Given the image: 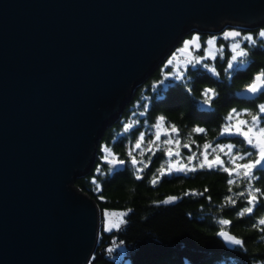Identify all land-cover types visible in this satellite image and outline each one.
<instances>
[{"label": "water", "instance_id": "water-1", "mask_svg": "<svg viewBox=\"0 0 264 264\" xmlns=\"http://www.w3.org/2000/svg\"><path fill=\"white\" fill-rule=\"evenodd\" d=\"M264 27V0H0V264H91L73 183L185 36Z\"/></svg>", "mask_w": 264, "mask_h": 264}, {"label": "trees", "instance_id": "trees-1", "mask_svg": "<svg viewBox=\"0 0 264 264\" xmlns=\"http://www.w3.org/2000/svg\"><path fill=\"white\" fill-rule=\"evenodd\" d=\"M231 30L241 32V37L231 38L232 43L249 34L256 39L255 45L246 40L240 43L248 51L243 67L226 71L231 52L229 41L221 34L217 35L216 43L218 47L223 46L221 54L211 63L217 75L204 68L203 64H196L186 67L182 79L163 78V70L170 71L163 61L144 83L131 91L130 100L119 120L104 132L93 165L74 180L73 185L96 204L100 218L105 210L125 213L123 219L126 223L119 229L99 230L91 264H121V261L130 264H264V225L253 228V224L264 217V198L259 200L253 213L237 216L247 206L246 196L237 195L244 191L247 181L234 177L238 183L229 185L228 173L219 169L197 168L187 174L174 172L163 175L158 183H151L154 176L160 175L159 169L169 167L170 159L173 163L182 160L184 164L196 167L202 159L200 153L205 151L202 148L205 142L212 145L207 150L209 155H213L216 144H232L235 151L241 153L253 151L243 143L242 137L222 136L220 130L226 123L225 116L232 109L242 113L240 117L250 119L248 112L255 113L257 106L264 104V91L250 93L245 98L248 93L245 86L254 74L264 69V39L258 36L259 29L247 31L231 26L220 33ZM196 34L200 44L197 53L203 56L206 39L212 34ZM191 36H185L177 47ZM210 62L203 61L204 64ZM209 88L216 94L210 105H203V92ZM159 116L165 117V128L174 124L179 129V133L169 132L170 146L162 141L151 146L148 144L149 140H155L156 129L151 126ZM125 124H132V127L125 131ZM194 127H202L206 131L193 133ZM141 132L145 137L141 146L136 148V139ZM167 138L161 135V139ZM177 139L179 144L175 143ZM186 143L188 148L183 147ZM167 147L172 149L173 156L165 154ZM106 148L112 155L107 156ZM194 152L196 157L190 162L188 157ZM113 155L124 160L125 164L110 165L108 160ZM133 157L138 161L135 166ZM221 158L225 160L223 155ZM255 175L259 179L253 181V186L264 190V169H258ZM137 176L141 178L137 179ZM185 192L189 194L184 195ZM169 196L179 199L167 204L158 203ZM229 196L236 200L234 205L225 200ZM221 219L231 223L221 225ZM222 227L241 238L243 246L227 244L217 235ZM121 247L122 251L119 250Z\"/></svg>", "mask_w": 264, "mask_h": 264}, {"label": "snow or ice", "instance_id": "snow-or-ice-1", "mask_svg": "<svg viewBox=\"0 0 264 264\" xmlns=\"http://www.w3.org/2000/svg\"><path fill=\"white\" fill-rule=\"evenodd\" d=\"M223 36L225 38H235V37H241V32L236 30L226 31L223 33ZM258 36L261 38H264V28H262ZM244 40L248 41L250 45L256 44V39L253 35L249 34L247 36L243 37ZM216 40V37H210L206 43L208 45H213ZM193 47H199V37L194 35L191 37L190 40H185L183 42V47L179 51H186L188 50L189 46ZM223 47V46H221ZM233 54L228 60V67L226 71L229 69L233 70H239L241 67H243L246 64V60L244 59L248 55V51L240 46V41L237 40L235 43L230 45ZM205 52L207 55H214L213 53H210L208 49H205ZM175 55V53L173 54ZM204 59V57L201 56H194L191 60L188 61V63L193 64H199ZM168 64H172V59L170 58L167 62ZM204 68L208 69L213 75H217L215 67L204 64ZM166 75H171V73H168ZM177 79H182L183 74L178 73L176 76ZM160 83H163V81H160ZM245 90L248 93L257 94L259 92L264 91V69H261L259 72L254 74L252 77V80L249 84L245 86ZM214 89H205L203 92V105H210V102L212 101L213 97L215 96ZM145 109H147V104H145ZM245 112H248V110H245ZM242 115V113L238 112L236 109H232L227 116H225V121H228V123H225L220 130V135H237L243 138V143L247 144L253 151H244L243 153L237 151L233 153V148L235 147L232 144L228 145H221L216 144L215 149H213V156L211 159H209V154L207 152L208 149L212 148V145L210 142H205L202 145V148L205 150L200 153V155L203 157L202 160L199 161L198 165L196 167H188V165L181 164L177 167H172L171 163L169 164V167L164 170L159 169L158 172L160 173L159 176H154L151 180V183L156 184L158 183L159 179L163 175L172 174L174 172L179 173H189L196 171L197 168L203 169H219L223 172L228 173V176L230 177L227 181L229 185H232L234 183H238L237 179L234 177L242 178L243 180L247 181V184L245 186L244 191L237 193L239 196H246L247 199V206L242 208L238 213L237 216H244L246 214H251L254 211V208L259 203V200L261 198H264V190L261 188H257L253 186V181L259 179L255 175L256 171L258 169H264V104H260L257 106V111L255 113L248 112V115L250 119H239V117ZM231 121H235L234 123H231ZM165 122L164 116L157 117L156 123L153 124L151 127L156 129L155 132V140H149L148 144L151 146L156 141L160 139L161 132L163 131V134L168 136L169 132L171 133H179V129L173 124L170 125L169 128H163V124ZM125 131L129 130L132 127V124H125ZM193 133H204L206 130L202 127H194L191 130ZM145 137V133L141 132L140 136L136 139L135 147L139 148L141 146V143L143 142ZM164 145H169L172 143L171 137L169 139H165L162 141ZM175 143L179 144L180 141L177 139ZM195 143V141H193ZM157 147L160 145L157 144ZM183 147L188 148L189 145L186 143L183 145ZM227 149V151H225ZM216 150H218L220 153H224L226 156L229 157L227 161L221 158L219 154H216ZM106 152L111 154L110 149H105ZM165 154L169 157L173 156V151L170 147H167L164 149ZM179 155V152L176 153ZM129 155L131 156V152H129ZM196 153L194 152L191 156L188 157V160L191 161L195 159ZM104 159H107V157H104ZM240 161H246L241 163ZM108 163L110 165L116 166V165H124L125 161L122 159H117L114 155L112 156V159L108 160ZM138 163V161L135 159V157L132 158V164L135 166ZM112 170V169H110ZM97 171H100L99 168H97ZM139 171V170H138ZM141 177L137 176V179ZM97 188H99V184H97ZM229 191H231V188H229ZM188 192H185L184 195H188ZM103 198V197H101ZM179 199L177 196H169L167 199L159 201L158 203L161 204H167L170 202H173L175 200ZM225 200L229 204H235L236 200L232 197H225ZM130 211V210H129ZM112 216L116 217V219L112 222H109L107 217L109 216L108 210H105L103 212L104 216V222L103 227L105 231H109L111 229H119L126 221L123 219L125 216L124 212H112ZM231 222L227 219H221L219 220V224L221 225H229ZM258 225H264V217H261L258 219L257 224H253V228L258 227ZM264 230V229H262ZM220 237L223 238V240L230 245L233 246H243L244 241L241 238H238L235 235L230 234L229 231H227L225 228H221L220 231L217 233ZM111 251V249H109Z\"/></svg>", "mask_w": 264, "mask_h": 264}, {"label": "rangeland", "instance_id": "rangeland-1", "mask_svg": "<svg viewBox=\"0 0 264 264\" xmlns=\"http://www.w3.org/2000/svg\"><path fill=\"white\" fill-rule=\"evenodd\" d=\"M261 29H262V28H261ZM261 29L258 30V33H259V31H260ZM223 33H224V32H222V33H220V32L206 33V34H212V35H210V36L206 39V41H207L210 37H213V36L216 37V40H215L214 44L210 46V45H208V44L206 43V48H205V49H208V51H209L210 53H213L214 55H207L206 52H205V50H204V52H203V56H201V57H204V59H203V60L201 61V63H199V64H203V65H204L203 61L211 60V62L208 63L209 65H211L212 61H213L216 57H218L219 54H221V47L216 46V43H217V35H218V34H221V35L223 36ZM194 35L198 36L196 33H192V36H194ZM192 36H191V37H192ZM191 37L188 38V39H186V40H190ZM223 37H224V36H223ZM224 38H225V37H224ZM225 39H226L227 41H229V42H228V44H229V45H228V49H229V51L231 52V55H232L233 52H232V49H231L230 45L233 44V43H235V42L232 43L231 38H225ZM262 39H264V38H262ZM240 40H241V39H240ZM243 40H244V39L242 38V40L240 41V43H241ZM183 42H184V41H183ZM240 46H241V44H240ZM182 47H183V43H182L179 47H176V48H175V51L172 52V54L169 55V57L166 59V61H164V65L166 66V68L168 67V68L170 69V71H167L166 69H164L163 72H162V74H163V78H165V77H166V78H175V77L177 76L178 73H183L187 66H193V64L188 63V61L191 60L192 57H194V56H199V54L197 53L198 50H199V47H193V46L190 45L189 48H188V50H186V51H179L180 49H182ZM174 53H175V55H173ZM170 58L172 59V64H168V63H167L168 60H169ZM195 65H196V64H195ZM168 73H171V75H166V74H168ZM251 94H252V93H251ZM251 94H250V93L245 94V98H248ZM239 119H247V118L239 117ZM234 122H235V121H231V123H234ZM226 123H228V121H226ZM163 128H165L164 125H163ZM161 135H164V134H163V131L161 132ZM165 136H166V135H165ZM167 137H168L167 139H169V137H171L170 134H169ZM164 140H165V139H164ZM158 141H163V139H161V136H160V139H159ZM171 144H172V143H171ZM171 144H169V145H167V146H170ZM225 151H227V149H225ZM235 152H237V151H235V149L233 148V153H235ZM216 154H219L220 156L223 155V156L225 157V161H227V160L229 159L228 156H226L224 153H220L218 150H216ZM107 156H110V155L107 154ZM212 156H213V155H209V159H211ZM202 159H203V157H202ZM202 159H201V160H202ZM190 162H191V161H190ZM240 162L243 163V162H246V161H240ZM169 163H171V166L174 167V168L177 167V166H179V165H181V164H184L182 160H180V162L173 163V161H172L171 159L169 160ZM184 165H188V167H193L192 164H188V163H187V164H184ZM111 213H112V212H109V216L107 217V219H108L109 222H112V221H114V220L116 219V217L112 216ZM117 213H118V212H117ZM101 216H102V217L100 218L101 225H100V229H99V230L104 229V227H103V222H104V219H105V218H104L103 214H102ZM109 231H110V230H109ZM119 250L122 251V247H121ZM121 264H130V263H127V262H125V261H121Z\"/></svg>", "mask_w": 264, "mask_h": 264}]
</instances>
